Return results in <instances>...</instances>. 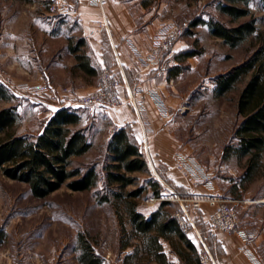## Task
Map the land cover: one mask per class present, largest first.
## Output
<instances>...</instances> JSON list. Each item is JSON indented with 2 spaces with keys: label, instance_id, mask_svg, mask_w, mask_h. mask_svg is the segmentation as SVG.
<instances>
[{
  "label": "rangeland",
  "instance_id": "374dc122",
  "mask_svg": "<svg viewBox=\"0 0 264 264\" xmlns=\"http://www.w3.org/2000/svg\"><path fill=\"white\" fill-rule=\"evenodd\" d=\"M126 1H130V11L138 19L143 12L153 11L159 16V24L168 21L184 26L185 32L179 38L183 50L198 52V55L180 65L183 70L178 89L181 100L173 108L171 123L172 136L179 141V149L189 152L187 157L193 158L196 167L205 171L209 172L211 168L223 177L233 176L230 172L237 171L235 174H238L243 170L241 165L244 161L239 163L235 154L226 157L223 152L224 147L234 141V131L241 122L237 99L243 84H239L229 95L216 97L213 92L214 79L246 61L256 46L255 41L250 39L230 49L221 39L210 34L208 25L190 26L196 18L206 21L215 18L232 25L228 17L218 12L216 6L219 0ZM249 10L257 20L258 29L264 32L263 0H253ZM49 14L54 16L49 17ZM64 15L60 13L57 1L33 0L26 4L0 0V82L15 96L10 102H0V109L17 105L18 113L22 115L17 127L20 134L38 132L50 117L49 104L53 103L56 94H29L22 93L20 89L35 85L37 72L30 65L33 57L43 66L56 59L55 52L64 47L65 41L60 37L48 43V37L45 36L50 30L59 32L74 28L73 21L62 17ZM243 21L245 19L240 22ZM64 52L58 51L60 56L57 60L66 58ZM65 88L69 86L60 87L57 91L60 98L59 101L55 100V104H62L61 95ZM36 103L39 105L35 109ZM81 108L87 115L86 123L90 125L89 135L94 148L76 161L81 164L102 162L104 145L111 134L110 128L104 121L93 120L89 106ZM147 150L150 153V142L147 143ZM145 156L150 164L149 173L136 174L137 183L126 189L133 191L139 186L146 187L145 193L137 199L139 209L145 212L161 203L150 201L154 195L147 182L155 178L162 186L163 195L172 198V205L167 208L176 213L179 209L183 210V204L194 221V212L187 200L189 198H183L186 196H183L182 190H178L170 180H163L159 168ZM101 187L75 192L64 185L47 198L37 199L32 196L27 185L0 174V253L3 259L0 264H80L77 260L79 234L91 242L105 264H123L130 249L122 251L120 247L121 214L114 206L98 201ZM104 192L102 190L101 193ZM247 192L249 197L264 202V177L248 185ZM255 210H264V204ZM137 242L132 240V244Z\"/></svg>",
  "mask_w": 264,
  "mask_h": 264
},
{
  "label": "trees",
  "instance_id": "16d2710c",
  "mask_svg": "<svg viewBox=\"0 0 264 264\" xmlns=\"http://www.w3.org/2000/svg\"><path fill=\"white\" fill-rule=\"evenodd\" d=\"M252 1L217 2L218 12L228 17L232 25L215 18L208 21L196 18L190 23L191 27L208 25L210 34L221 39L230 49L250 39L256 44L246 61L214 79L216 97L229 95L243 84L237 99L241 122L234 131V141L227 144L223 152L226 157L235 154L239 163L244 161L241 175L231 179V190L237 198L242 197L248 185L264 177V32L258 29L257 20L249 10ZM242 19L245 21L240 22ZM86 44L82 38L77 46L70 45V52L77 61L76 67L91 76H99L101 69L91 63L84 49ZM196 51L186 50L182 60L195 57L198 55ZM14 97L0 82V102H10ZM83 112L81 109L60 108L43 123L39 132L20 134L17 127L22 115L18 113L17 105L0 109V174L27 185L37 199L47 198L64 185L75 192L91 191L102 185L105 192L98 191V201L117 208L121 214V250L132 249L125 255L123 264H170L161 239L169 241L186 264H200L199 254L195 255L196 247L188 240L180 224L182 217L176 218L174 212L167 208L172 203L162 201L146 216L137 202L146 187L126 190L137 183L136 174L149 173L148 160L128 127L118 128L106 141L102 162L77 163V159L94 148L89 135L90 125L82 119ZM147 184L155 197L164 196L157 179L151 178ZM178 211L181 212L180 209ZM77 239L80 264H105L84 235L79 234ZM132 240L138 241L137 244H132Z\"/></svg>",
  "mask_w": 264,
  "mask_h": 264
},
{
  "label": "crops",
  "instance_id": "0c3cea01",
  "mask_svg": "<svg viewBox=\"0 0 264 264\" xmlns=\"http://www.w3.org/2000/svg\"><path fill=\"white\" fill-rule=\"evenodd\" d=\"M15 1L26 4L33 2V0ZM51 1H57L60 4V9L66 10L65 15L62 17L71 19L75 25L74 28L70 27L69 30L59 32L50 30L45 35L48 37V43L51 39L57 37L65 41L62 49L66 53V58L57 60L58 55L60 56L58 51H63L60 49L55 52L56 59L53 58L48 64L40 66L35 57L32 58L33 63L30 64L32 69L37 72L34 79L35 85L46 86L49 88V94H56V98L53 96V103L60 98V93H57L60 87L69 86V88H73L74 92L81 95L90 93L97 88V75L91 76L84 73L82 69L77 68L75 56L70 52V45L75 47L79 39L84 38L87 43L84 49L91 58V63L100 69L104 67L112 69L122 81L121 92L124 96L127 95V85H141L146 91L157 90L162 96L164 106L168 110L170 109L171 112L174 110L173 108L181 100L178 89L183 70L180 69V65L186 60H182L183 52L185 51L181 41L178 40L174 46V55L170 60L169 71L162 74H158L153 69L144 70L140 66L139 58L132 46L134 44L144 54L151 49V38L159 26L157 13L153 11L143 12V15L138 19L137 16L132 15L129 6L130 1L126 0H109L105 6L104 15L97 6L90 4L89 0H79V2L76 0ZM142 9L144 10V8ZM49 15V17L54 16V14ZM99 23H103L104 26L100 27ZM189 59H192V57L187 60ZM53 103L49 104L50 117L58 109L66 108L62 104ZM37 104L39 105V103H36L35 109ZM145 104L147 107L144 120L149 123L150 136L147 138V143L150 142L151 154L145 145L143 126L131 106L128 105L121 108L91 106L90 110L95 122L104 121L108 124L111 133L108 139L113 134L112 128L128 127L131 134L140 144L144 154L149 158V162L159 168L163 180H170L178 190H182L183 196L191 199L221 193L224 197L235 201L234 206L238 211L239 227L248 233L257 235L255 242L247 247L251 248L264 264V210H255L257 206H262L264 202L249 197L247 190L242 192V197H234L231 190L233 183L231 179L240 176L242 171H239L238 174H235L237 171L230 172L234 175L223 177L210 168L209 172L213 174V188L204 185H194L193 180L182 176L175 169L176 155L182 153L184 156H188L190 153L179 149V141L172 136V116L163 115L157 104L149 97H146ZM73 108L83 110L81 107ZM86 116L83 113L82 119L85 123L87 122ZM157 207L144 213L148 216ZM189 207L194 212L193 218L195 219L196 227L200 231H205L208 225V218L215 211V208L208 203H203L199 209H194L192 204ZM186 236L196 247L197 252L195 255L197 257L200 244L196 233L191 230L186 232ZM161 243L170 264H186L180 255L172 249L169 241L161 239ZM207 243L221 264H248L246 255L241 251L246 244L239 236L219 233L214 237L208 238ZM183 247L185 248L184 244ZM1 255L0 253V260H3ZM150 263L158 264L156 262Z\"/></svg>",
  "mask_w": 264,
  "mask_h": 264
},
{
  "label": "built area",
  "instance_id": "2783aa9c",
  "mask_svg": "<svg viewBox=\"0 0 264 264\" xmlns=\"http://www.w3.org/2000/svg\"><path fill=\"white\" fill-rule=\"evenodd\" d=\"M79 2V0H76ZM109 0H89V3L97 6L104 15V9ZM66 10L60 9V13H65ZM99 26H104L99 23ZM185 32L184 26H179L173 22H161L151 38V46L149 51L144 54L132 44L140 62V66L144 70H155L158 74L166 73L170 68V60L174 55V46ZM97 76L98 85L96 90L90 93L81 95L74 92L71 88H65L61 95L62 105L66 108L73 107H91L100 106L102 108H121L131 106L138 115L143 126V135L145 145L147 147V138L150 133L149 123L144 120L146 97L151 98L158 106L161 113L165 116H172L170 109L168 110L164 104L161 94L157 90L146 91L141 85L126 86V96L121 92L122 81L112 69L104 67L99 71ZM22 93L41 94L49 91L46 86L34 85L26 86L20 89ZM118 127L113 128L112 132L117 131ZM176 169L183 174L184 177L193 180L196 186L204 185L213 188V174L203 170L197 166L193 158L184 156L183 154L176 155ZM172 198L162 196L157 198L151 196L150 201H170ZM191 202L194 209H199L203 203H208L215 208V211L208 218V225L205 231H200L195 222L190 217L187 208L182 205V211L174 213L176 218H181L180 224L185 232L193 230L199 240V259L200 264H221L219 259L211 251L207 240L219 233L239 236L246 244L241 251L246 255L248 264H263L255 252L247 247L255 242L257 235L248 233L239 227V216L235 201L224 197L221 193H215L208 197L187 199ZM183 201V200H182Z\"/></svg>",
  "mask_w": 264,
  "mask_h": 264
}]
</instances>
